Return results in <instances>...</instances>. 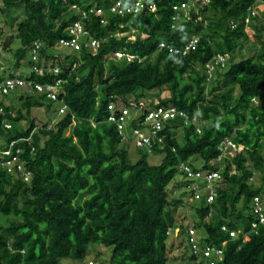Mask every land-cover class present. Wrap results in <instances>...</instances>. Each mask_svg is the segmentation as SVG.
<instances>
[{"label": "trees", "instance_id": "1", "mask_svg": "<svg viewBox=\"0 0 264 264\" xmlns=\"http://www.w3.org/2000/svg\"><path fill=\"white\" fill-rule=\"evenodd\" d=\"M141 1L153 8L105 12L101 22L89 8L106 9L112 0H0L3 8H22L7 38L17 41L8 69L26 67V76L41 83L65 80L55 87L54 99L19 87L20 106L0 100V139L24 138L15 146L29 171L24 181L0 166V264H94L86 256L94 244L111 248L108 264H168L169 234L184 233L187 250L190 228L200 247H222L215 264H264V224L258 221V213L264 219V0ZM182 2L187 12L179 10L173 21L172 7ZM80 11L87 14L82 24L89 37L98 42L95 50L83 45L87 37L82 36L77 52L63 57L48 52L68 38L65 27ZM128 31L133 39L123 33ZM193 34L195 47L182 53ZM34 41L40 43L35 64L41 73L29 68ZM215 54L227 58L208 77L205 65ZM54 64L57 74L51 71ZM164 86L168 95L161 96ZM152 98L155 104L148 101ZM119 100L142 101L146 110L174 106L201 121L184 125L162 119L161 141L149 149L135 146L141 154L131 160L130 142H121L115 125L106 121L107 105ZM52 102L58 104L55 121L30 115L31 107ZM225 139L234 148L221 152ZM154 152L162 154L158 164L146 160ZM195 159L199 166L191 162ZM179 162L193 170H218L211 202L205 201L203 186L199 198L191 197L185 187L191 181L179 172ZM175 174L185 189L171 194L167 186ZM187 193L197 205L189 204L194 218L184 227L172 213ZM229 230L239 231L236 238ZM197 258L188 254L180 264H208Z\"/></svg>", "mask_w": 264, "mask_h": 264}, {"label": "built area", "instance_id": "2", "mask_svg": "<svg viewBox=\"0 0 264 264\" xmlns=\"http://www.w3.org/2000/svg\"><path fill=\"white\" fill-rule=\"evenodd\" d=\"M106 6L107 8L104 9L100 6L96 7L92 5V7L89 8L88 12L94 11L95 13L100 15L102 17V22L103 15L105 14V12L123 15L128 12H138L142 9L153 8L152 3H143L141 0H133L130 4L125 3L124 0H112V2ZM172 8L175 10V13L172 17L173 21L179 18V10H183L184 13L187 12V5L184 2L179 3V5H174ZM86 15L87 14L85 11H80V18L65 27L68 38L59 39L57 42L58 46L68 47L72 51L77 52L81 48L79 38H82L83 36L87 37L86 39H84L85 41L83 45L86 46L89 44L92 50H95L98 45V42L97 40H94L93 38L89 37L88 30L82 24V20L86 18ZM172 26L174 25L172 24ZM197 41L198 36L193 34L191 38L187 40L186 47L182 50V53H184L188 49H193ZM39 46L40 43L38 41H34L29 52V58L32 61L31 66L29 68L30 71H33L34 73L43 72V69L37 64H35V61L38 57L37 48H39ZM159 47H166L169 51L171 50V48L165 45L163 42L159 43ZM115 56L120 57L121 53L116 52ZM128 57L131 58L132 56L129 55ZM225 60V55L215 54L212 58V61L206 63L205 65L207 76H211V70L216 64L223 66ZM46 64L50 63L47 62ZM50 67L51 71L54 74H57V72L59 71L58 66L54 64ZM64 81L65 80L63 78L57 77L54 78L52 83H41L34 81L29 76H24L23 73L21 75L14 74L13 76H10L9 73H7L6 75L0 77V94H9L16 88L24 87L28 92L34 89V92L39 94L44 93L46 97L54 99L56 97L54 91L55 87H57ZM148 101L154 104L156 103V99H151ZM63 107L64 105L59 108V112L62 111ZM107 108L108 112L106 116V121L115 125V128L120 136V141L133 142L134 146H143L146 147V149H149L154 140H157L158 142L161 141V138L158 135V130L160 129V123L162 119H175L176 122L181 121V123L184 125H188L192 122L196 124L201 121V119L198 117V114L194 113L189 116L185 111L177 109L174 106H158L156 108L150 107L146 110L145 103L142 101L124 102L122 100H119L115 103L110 102L107 105ZM0 112H2L1 108ZM139 113L144 114V118L142 120L136 118ZM133 119H136L133 121L135 125L131 126V120ZM2 122L5 127H10V124L5 119H3ZM136 123L138 125L142 124L141 128L143 129L138 128V126H136ZM196 130L198 131L199 129ZM25 139L29 140V136ZM20 140H24V138L0 139V166L5 169L7 173L17 174L21 176L24 181H26L29 178V171L25 167V161H23L24 159L19 156L20 147L15 146L16 142ZM228 147L234 148V144L229 139H225V141L220 146L221 152L226 150V148ZM178 169L184 179H188L191 181V183L187 186L188 189L192 190L191 197L199 198L201 194L199 187L203 186L205 192L207 193L204 194L205 201L211 202L213 200L214 193L211 187L213 180L218 179L220 176L218 170H193L185 162H179ZM197 181H199L198 185L196 184ZM254 211L257 212L258 209L254 208ZM258 214V221L264 224V219L262 218V215L260 213ZM250 225L252 228L255 227V222H251ZM238 232L239 231L229 230L228 235L230 236V238H236ZM193 233V229H188V254L198 255L197 262L199 263L206 260L208 261V264H215L216 261L222 259V247H217L210 244H204L202 247H200L194 241ZM245 235V233L242 234L243 240L245 238ZM222 244H224V242H222Z\"/></svg>", "mask_w": 264, "mask_h": 264}, {"label": "rangeland", "instance_id": "3", "mask_svg": "<svg viewBox=\"0 0 264 264\" xmlns=\"http://www.w3.org/2000/svg\"><path fill=\"white\" fill-rule=\"evenodd\" d=\"M0 8H2L3 11H0V77L6 75L9 71H15V72H22L24 76H26L25 73H28V68H22L17 70H10L8 68L11 67V63L14 59V49L17 44L15 42L9 43L8 37L12 35V25L14 23V19L21 14L22 8L19 7H12L9 9L3 8V6L0 4ZM13 21V22H12ZM124 34H127L130 39H133V32H123ZM121 35L120 33H116V36ZM9 44V46L5 49V47ZM5 45V46H4ZM251 49V48H248ZM252 50V49H251ZM249 50V52H251ZM51 54H58L59 56L63 57L62 53H73L72 50L69 48L63 47V46H55L54 48H50L48 50ZM245 52V51H244ZM61 53V54H59ZM118 58L117 56H115ZM239 59V57L234 58V60ZM23 61V60H22ZM26 61V60H25ZM11 62V63H9ZM43 63H46L45 59H43ZM20 91L18 88L14 89V91L7 96H3L0 94V100L3 102V104H11L13 107H18L19 105V97ZM161 96L168 95V90L166 86L163 87V90L161 91ZM130 98V97H128ZM49 101V100H48ZM48 101L46 103H48ZM43 106H36L30 108V115L35 116L37 120L40 121H47L48 119H58L59 117L55 114V109L58 107V104L56 102H52L51 106L47 105ZM57 117V118H56ZM39 122H36V124H39ZM20 123L24 125V120H21ZM47 126H50V123H47ZM127 152L129 155V159L135 160L138 158L141 154V150L139 148H136L134 146L133 142H130L128 146H126ZM162 154L159 152H154L151 154H147L146 160L150 164H158L162 160ZM193 164L196 166H199L201 164L200 159L192 160ZM180 174H175L173 179L168 184V191L172 194L174 190L175 193H178V191H183L185 189V186L181 182ZM254 181L257 182V177H254ZM184 187V188H183ZM190 195L187 193L184 196H182L184 200V204H181L175 208L173 211V216L176 220L177 224L186 226H192V218L193 217V209L189 204L191 205H197V200H192ZM3 221V219L1 220ZM0 221V222H1ZM3 223V222H1ZM185 236L184 233L178 234L177 230L174 229L172 233L169 234V237L167 239V262L168 264H180L187 260L188 258V251L185 248ZM111 248L105 247L101 244H94L90 246V249L88 250L87 257L89 260H92L94 264H108V257L110 255Z\"/></svg>", "mask_w": 264, "mask_h": 264}, {"label": "clouds", "instance_id": "4", "mask_svg": "<svg viewBox=\"0 0 264 264\" xmlns=\"http://www.w3.org/2000/svg\"><path fill=\"white\" fill-rule=\"evenodd\" d=\"M55 46H58L57 43L55 44ZM66 48H68V47H66ZM69 49H70V48H69ZM70 50H71V49H70ZM226 58H227V57H226ZM152 99H155V98H152Z\"/></svg>", "mask_w": 264, "mask_h": 264}, {"label": "crops", "instance_id": "5", "mask_svg": "<svg viewBox=\"0 0 264 264\" xmlns=\"http://www.w3.org/2000/svg\"><path fill=\"white\" fill-rule=\"evenodd\" d=\"M176 230V229H175Z\"/></svg>", "mask_w": 264, "mask_h": 264}]
</instances>
